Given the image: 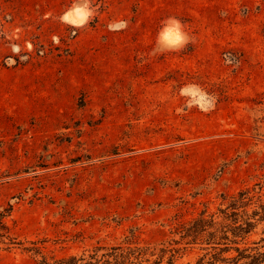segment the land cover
<instances>
[{
	"label": "rangeland",
	"instance_id": "1",
	"mask_svg": "<svg viewBox=\"0 0 264 264\" xmlns=\"http://www.w3.org/2000/svg\"><path fill=\"white\" fill-rule=\"evenodd\" d=\"M233 208L264 213V0H0V264L127 240L196 264L177 228Z\"/></svg>",
	"mask_w": 264,
	"mask_h": 264
},
{
	"label": "trees",
	"instance_id": "2",
	"mask_svg": "<svg viewBox=\"0 0 264 264\" xmlns=\"http://www.w3.org/2000/svg\"><path fill=\"white\" fill-rule=\"evenodd\" d=\"M240 196H243V193ZM233 210L231 214L225 210L220 211L223 214V223L216 221L215 216L206 218L205 214H202L199 218L177 228L181 241H186L187 245L202 244L206 246L204 250H211L196 264H264V252L261 248L251 247L248 243V238L257 225L264 222V213L260 215L255 212L252 217L240 220L235 208ZM5 216V214H0V231L6 230ZM258 216L259 219H256ZM5 238L6 235L0 234V240ZM174 243L180 244L178 241ZM253 244L258 245L259 242ZM181 251L185 249L166 247L157 253V249L141 246L137 241L127 240L125 244L110 248L98 247L93 252L80 256L73 255L52 261L43 257L41 264H148L150 257L157 254L158 258L153 264H163L168 254L170 256L167 264H175ZM233 252L237 255L233 256ZM38 253L41 254L40 249ZM209 255L211 258H208Z\"/></svg>",
	"mask_w": 264,
	"mask_h": 264
},
{
	"label": "clouds",
	"instance_id": "3",
	"mask_svg": "<svg viewBox=\"0 0 264 264\" xmlns=\"http://www.w3.org/2000/svg\"><path fill=\"white\" fill-rule=\"evenodd\" d=\"M90 14L91 13L83 11L77 12V15L80 17V21H83L85 17ZM189 42L190 38L185 32L184 26L178 19L170 17L163 22V27L161 28L157 38L158 48L167 51H179L185 48Z\"/></svg>",
	"mask_w": 264,
	"mask_h": 264
}]
</instances>
